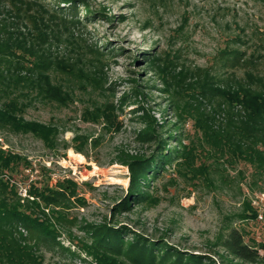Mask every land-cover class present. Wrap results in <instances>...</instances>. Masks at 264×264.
<instances>
[{
    "label": "rangeland",
    "instance_id": "1",
    "mask_svg": "<svg viewBox=\"0 0 264 264\" xmlns=\"http://www.w3.org/2000/svg\"><path fill=\"white\" fill-rule=\"evenodd\" d=\"M28 1L37 25L15 19L10 5L1 18L55 62L51 81L68 98L29 93L24 100L26 121L57 128L53 147L2 126L0 145L28 161L15 178L22 196L33 184L76 183L67 219L56 226L61 244H38L44 264H96L79 246L91 241L83 227L106 221L127 228L126 243L141 236L202 255L206 264H251L220 243L234 227L247 244H264V171L210 142L191 117H178L186 96L171 74L207 75L222 87L246 82L247 73L264 75V0H73L74 16L71 4ZM41 34L47 43L37 41ZM215 109L216 127L228 129L225 107ZM148 126L153 135L145 140ZM153 154L151 171L160 173L143 188L150 196L115 210L129 196L124 156Z\"/></svg>",
    "mask_w": 264,
    "mask_h": 264
},
{
    "label": "trees",
    "instance_id": "2",
    "mask_svg": "<svg viewBox=\"0 0 264 264\" xmlns=\"http://www.w3.org/2000/svg\"><path fill=\"white\" fill-rule=\"evenodd\" d=\"M57 2L71 4V14H77L74 11L77 5L73 0H55L59 6ZM32 4L28 0H0V126L13 132L32 133L47 146L53 147L57 128L26 121L23 114L28 106L24 100L29 93H35L37 98L45 101L62 103L67 100L68 95L62 87L53 84L49 75L55 62L46 55L38 54L35 43L27 41L19 29L9 26L8 19L1 18V9L10 5L15 19L37 25L30 13ZM47 40L48 37L41 34L37 41L45 44ZM56 66L66 69L60 63ZM162 73L167 78V85L173 86L166 72ZM171 76L177 84L176 89L186 96L185 103L178 106V117H191L203 134L211 139L210 142L217 146L221 144L232 155L264 171V75L247 73V83L229 87L218 86L207 75L201 81L192 77L188 79L183 74ZM219 100L223 103L219 104ZM214 101H218L217 106L225 107L228 129L216 127ZM111 119L108 114L107 120ZM152 130L148 126L142 138L149 140ZM154 158V154L149 158L145 155L124 156L121 162L128 165L131 173L129 196L115 210L129 209L132 201L150 196L143 188L148 187L149 181L160 173L159 170L151 171L154 165L148 159ZM172 158V152L165 154L161 168ZM27 164L22 155L0 145V264H44L38 244H61L58 241L61 233L56 226L67 219V204L76 195V183L64 180L54 187L33 184L22 196L15 178L21 172V166L29 168ZM250 217L256 218L257 215L253 212ZM83 230L91 241H82L79 246L96 264H206L202 255L177 250L164 241L135 236L126 243L124 233L127 228H116L108 221L86 224ZM220 245L236 260L264 264V244H247L244 233L237 228H231ZM122 255L129 260H123Z\"/></svg>",
    "mask_w": 264,
    "mask_h": 264
},
{
    "label": "bare ground",
    "instance_id": "3",
    "mask_svg": "<svg viewBox=\"0 0 264 264\" xmlns=\"http://www.w3.org/2000/svg\"><path fill=\"white\" fill-rule=\"evenodd\" d=\"M79 161H83L84 157L81 154H74Z\"/></svg>",
    "mask_w": 264,
    "mask_h": 264
}]
</instances>
